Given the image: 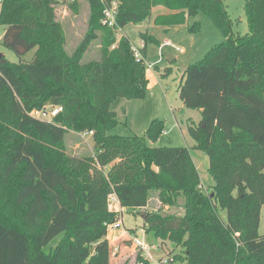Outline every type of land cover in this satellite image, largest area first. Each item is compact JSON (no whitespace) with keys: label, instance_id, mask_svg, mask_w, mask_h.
Returning a JSON list of instances; mask_svg holds the SVG:
<instances>
[{"label":"trees","instance_id":"obj_1","mask_svg":"<svg viewBox=\"0 0 264 264\" xmlns=\"http://www.w3.org/2000/svg\"><path fill=\"white\" fill-rule=\"evenodd\" d=\"M57 2L2 0V44L19 56L36 48L27 33L38 25L54 24ZM93 6L102 22L103 4L93 0ZM156 6L178 12L169 23H184L188 14L195 19L189 26L194 33L201 30L196 18L203 14L225 38L184 69L179 87L184 105L201 110V121H190L188 132L194 148L208 155L215 184L204 190L190 147L149 144L163 130L160 120L153 121L144 135L110 133L120 123L112 102L118 97L144 98L149 84L147 68L136 60L129 37L122 36L117 51L110 53L115 33L102 26L105 47L86 80L89 97L71 63L38 56L15 63L3 54L0 105L6 92L10 98L0 109V147L9 138L2 133L8 113L18 116L24 136L7 146L8 161L0 177L6 184L13 172L20 171L16 200L27 203L24 221L35 230L29 233L0 222V264H112L114 244L108 225L126 210L144 215L148 233L183 247V254L168 257V264H264V234L259 232L264 206V0H245L250 30L246 35L234 32L225 0H119L118 24L122 28L142 24ZM141 37L150 40L146 32ZM76 62L75 57L72 64ZM166 72L161 75L168 76ZM52 81L70 91H56L46 99L27 86L41 91ZM51 103L64 106L55 122L29 114ZM85 128L94 132L95 153L83 159L63 154L60 165H55L37 145L39 136L62 145L68 132ZM69 175L77 177L71 182ZM112 195L120 211L110 208ZM181 197L185 213L166 212L165 206H179ZM153 199L161 201L159 209L153 205L144 209Z\"/></svg>","mask_w":264,"mask_h":264},{"label":"rangeland","instance_id":"obj_2","mask_svg":"<svg viewBox=\"0 0 264 264\" xmlns=\"http://www.w3.org/2000/svg\"><path fill=\"white\" fill-rule=\"evenodd\" d=\"M244 2L245 0H225L228 13L234 21V32L238 35H246L250 32ZM53 7L55 12L54 24H41L31 28L27 33V36L34 38L38 44L36 48L19 56L13 50L5 47L0 40V53L15 63L30 62L37 56L41 59L51 58L69 62L82 92L86 97H89L86 80L90 75L92 64L102 59L105 47L102 27L104 24L95 14L93 0H58L57 3L53 4ZM161 16L163 22H166L170 19L168 16L171 15L162 14ZM155 18L156 14L143 27L139 24H129L123 31L114 30L116 40L109 46L110 53L117 51L122 36H129L131 46L132 44L139 45L143 41L141 31H146L150 39L145 41L147 57L156 63L157 67L147 69L150 80L144 98L118 97L112 102L111 109L116 112L120 123L113 127L110 133L144 135L153 121H162L163 130L158 140H150L149 144L163 147H190L199 166L198 170L202 184L205 186L204 190L208 191L215 184V180L209 172L210 159L205 152L193 149L195 140L188 132V123L193 122V119L196 124L202 119V113L199 109L188 108L184 105L180 97L179 87L184 68L202 60L214 46L221 43L225 38L214 22L203 14H199L196 18L201 23V30L198 33L189 30V26L195 22V19L188 21V24H179L178 27H175L176 24L174 23L169 24L168 26L173 27L165 32L157 25ZM2 26L4 27V25ZM2 26L0 25V30ZM152 34H154L157 42L152 39L153 37L151 38ZM164 39H170L174 46L165 47L163 52L173 53L177 57L175 62L168 61L161 54L158 42L160 43ZM177 47L182 48V50L177 49ZM75 57L77 62L72 64ZM112 68L116 69L117 67L112 66ZM165 69H167L168 76L163 77L161 73ZM27 86L37 95L44 96L46 99L56 91L64 93L70 91L65 84L54 81L41 91L33 89L31 84H27ZM9 98L10 96L6 92L0 109L2 106L8 105ZM7 115L9 119L5 120L6 127L2 129V133L7 134L9 138L0 147V170H3L8 161L7 146L24 136L19 128L18 116L11 113ZM88 130V128L71 130L66 135L62 145L51 143L48 138L39 136L36 137L37 145L45 151L48 161L55 165H60L63 154L83 159L89 154L95 153L93 134H89ZM68 167L69 165H65V168ZM69 177L70 181L73 182L77 175H69ZM20 183L19 170L11 174L6 184L2 183V177H0V222L18 225L32 233L35 226L27 225L24 221L27 203L20 204L16 200L15 194ZM153 200L151 205L155 209H159L157 201ZM111 206L115 207L116 202L112 201ZM162 211L165 213L164 209ZM222 215L227 218L225 210L222 211ZM142 216L137 211L126 210L121 217L123 226L114 230L115 233L108 232V238L114 244L112 250L115 256L112 257V264H140L144 259L151 262L160 258H172L175 254H183L182 246L170 239L157 238L153 232L148 233L143 228L144 219ZM130 229H135V234ZM122 232L127 233L120 237ZM259 232L264 234V206L261 211ZM58 240L59 238L53 244L55 245ZM140 243L144 244V247Z\"/></svg>","mask_w":264,"mask_h":264},{"label":"built area","instance_id":"obj_3","mask_svg":"<svg viewBox=\"0 0 264 264\" xmlns=\"http://www.w3.org/2000/svg\"><path fill=\"white\" fill-rule=\"evenodd\" d=\"M2 0H0V3ZM100 2L104 6L103 10V18L102 22L104 25L111 27L115 31H123L124 28H122L118 24V8H119V0H100ZM3 38V33L0 32V40ZM172 42L169 40H165L164 43L160 46L161 54L165 56V53L163 52V48L165 46H172ZM174 46V45H173ZM133 54L138 62H141L146 66L147 69H154L157 64L150 61L148 57L146 56V42L143 40L140 42V44L135 45L132 44L131 46ZM177 49L182 50V48L177 47ZM64 110L63 105H57V104H47L43 108H35L32 111L29 112V114L39 120L47 121V122H55V118L62 113ZM89 134H93V131L88 132ZM112 201H115L116 203H119L115 195H112L110 198V208L115 209L117 211H120L121 208H117L116 206L113 207ZM123 226V220L122 218L118 220L115 223L108 225V232H115L114 230L120 229ZM141 244V243H140ZM144 247V244H141ZM150 264H168L169 258H160L159 260H153L149 262ZM140 264H144V262H140Z\"/></svg>","mask_w":264,"mask_h":264},{"label":"crops","instance_id":"obj_4","mask_svg":"<svg viewBox=\"0 0 264 264\" xmlns=\"http://www.w3.org/2000/svg\"><path fill=\"white\" fill-rule=\"evenodd\" d=\"M175 13H178L177 11H170L169 9H167L166 7H164V6H156V7H154V9H153V12H152V16L153 15H155L156 14V23H157V25L159 26V27H161L162 29H164V31L165 32H168L169 30H170V28H172L171 26H168L169 24H172V23H169L170 21H171V19H168L166 22H163V20L161 21V23L160 22H158L159 21V18H161L162 16V14H165L166 16L167 15H172V14H175ZM152 16H151V18H152ZM168 17H170V16H168ZM151 18L149 19V20H147V21H145L144 23H142V24H139L141 27H143L144 25H146V23L147 22H150V20H151ZM190 20H192V18H189V16H188V14H186V21L184 22V23H181V24H188V21H190ZM178 25L179 24H176V25H174L175 27H178ZM2 26V25H1ZM126 29V27H124V30ZM3 31H4V27L2 26V29L0 30V32L1 33H3ZM126 32V31H125ZM143 32H146V31H141V33H143ZM153 36H151V38L153 39V40H156V38H155V36H154V34H152ZM129 37V36H128ZM165 40H169V41H171L170 39H164V41ZM164 41H162V42H158V44H159V48H160V46L164 43ZM156 42H157V40H156ZM172 42V41H171ZM173 44V43H172ZM173 46V45H172ZM148 47V46H147ZM165 47H167V46H165ZM164 47V48H165ZM164 48H163V50H164ZM145 54H146V56H147V51L145 52ZM167 54H170L172 57H173V60L172 61H170V62H175L176 60H177V57L173 54V53H168V52H166L165 53V57H166V55ZM165 59H167V58H165ZM168 60V59H167ZM169 61V60H168ZM157 67V66H156ZM168 67V66H167ZM187 67V66H186ZM185 67V68H186ZM184 68V69H185ZM148 76V75H147ZM149 78V77H148ZM182 78H183V75H182ZM150 80V79H149ZM181 81H182V79H181ZM192 121L193 122H195V120H193L192 119ZM201 121V120H200ZM200 121H198V122H196V124H198ZM196 144V143H195ZM195 146V145H194ZM193 146V147H194ZM194 150H196L195 148H193ZM191 153H192V157H193V159H194V162H195V164H196V166L198 167V169H199V166H198V164H197V161H196V159H195V156H194V152H193V150L191 149ZM201 176V175H200ZM202 180V179H201ZM203 185V184H202ZM203 187H205L204 185H203ZM156 201H157V203H158V207H160L161 205H162V203H161V201L159 200V199H155ZM154 201V200H153ZM184 204H185V198L184 197H181L180 198V200H179V206H169V205H166L165 206V210H166V212H169V213H178V214H181V215H183L184 213H185V209H184ZM151 202H150V204L147 206V207H145L144 209H152L151 207ZM116 207L119 209V208H121L120 207V204L119 203H116ZM123 220V219H122ZM126 231V230H125ZM115 233V232H114ZM126 233L127 232H122V233H120V237H121V235H126ZM118 237V236H117Z\"/></svg>","mask_w":264,"mask_h":264},{"label":"water","instance_id":"obj_5","mask_svg":"<svg viewBox=\"0 0 264 264\" xmlns=\"http://www.w3.org/2000/svg\"><path fill=\"white\" fill-rule=\"evenodd\" d=\"M2 53H0V57H2ZM166 58L169 60V61H172L173 60V57L170 55V54H167L166 55ZM144 218V215L142 216Z\"/></svg>","mask_w":264,"mask_h":264}]
</instances>
